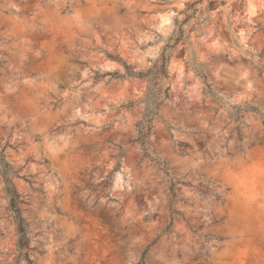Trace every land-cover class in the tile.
Returning <instances> with one entry per match:
<instances>
[{
    "label": "clouds",
    "instance_id": "obj_1",
    "mask_svg": "<svg viewBox=\"0 0 264 264\" xmlns=\"http://www.w3.org/2000/svg\"><path fill=\"white\" fill-rule=\"evenodd\" d=\"M0 264H264V0H0Z\"/></svg>",
    "mask_w": 264,
    "mask_h": 264
}]
</instances>
